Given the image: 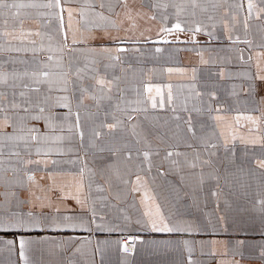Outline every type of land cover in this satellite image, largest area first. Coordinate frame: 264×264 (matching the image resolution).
<instances>
[{"label": "snow or ice", "instance_id": "snow-or-ice-1", "mask_svg": "<svg viewBox=\"0 0 264 264\" xmlns=\"http://www.w3.org/2000/svg\"><path fill=\"white\" fill-rule=\"evenodd\" d=\"M0 21V55L32 54L0 59V264H128L134 232L168 234L150 244L177 264H200L197 248L264 260V0H0ZM149 43L197 61L162 66ZM238 174L257 192L231 218ZM157 177L166 207L146 190ZM142 189L133 218L121 205ZM229 231L261 239L195 238Z\"/></svg>", "mask_w": 264, "mask_h": 264}, {"label": "crops", "instance_id": "crops-1", "mask_svg": "<svg viewBox=\"0 0 264 264\" xmlns=\"http://www.w3.org/2000/svg\"><path fill=\"white\" fill-rule=\"evenodd\" d=\"M24 2H27V0H24ZM35 10L33 9H22L21 13H34ZM14 23L12 19H9V27ZM25 27H32V24L29 20H25ZM3 28V23L0 21V29ZM155 30L156 25L153 26V32L151 33L153 40H156L155 36ZM184 35V34H183ZM251 38L254 39L256 43L260 42V35L254 34ZM186 39V38H181ZM201 41H203V37H200ZM3 42V41H0ZM18 41H13V44H18ZM131 46V45H129ZM141 47L146 48H154V47H162L165 48L166 51L162 54V59L159 62L162 66H176V63H178L180 66H189L190 64H195L197 61V57L195 53L184 51L183 49L192 47L190 44H184V43H177V44H162V43H156V44H142ZM173 49H181V51L178 52H172L170 50ZM258 50V49H257ZM9 55L13 57L18 58H28L31 59L32 54L31 53H4L0 55V59H6ZM169 55L173 56V60H168ZM148 67H152L153 64L149 63L147 65ZM159 66V65H158ZM22 67V66H19ZM174 83H180L182 81L178 79H174ZM235 112H232L229 114V117L235 116ZM39 173L37 174L39 178ZM155 175V172L152 174ZM60 182H65L70 180V177H63L58 178ZM132 181H135V176L131 177ZM252 183V188L248 190V196L245 197V189L242 187V185L246 182ZM221 184L223 186L224 182L221 181ZM3 188H0V191H3ZM147 192L149 197H155L156 201L162 205V207H166L169 203V201L172 200V194L170 193L169 186L165 182L164 178L157 177L155 182L153 183L151 179L149 178V184L147 186ZM144 189L141 190V192L138 193H130L127 195L126 199L122 203V207L125 208L129 215H131L133 218H136L138 215H140L144 210L145 206L140 203L141 196L143 195ZM257 192V187L255 181H251L249 177H246L242 174H238L236 177V183L235 185L232 184L231 180L229 182V185L227 187H224L223 194L220 198V214L224 213L225 205L224 200L227 199L232 207L230 210H228V216L231 218L235 217H242L244 216V213L242 209L244 207H251L250 200L255 197V194ZM204 196H207V207L205 208L203 203L201 204V208L209 213H213L215 209V203L214 198L207 195V189L205 190ZM202 196V199L204 198ZM190 202V201H189ZM146 203L151 204V200L147 201ZM195 211V209H193ZM199 214V213H197ZM214 218V217H213ZM246 218V217H245ZM132 235L137 237V243L135 246V251L132 255L128 257V264H177V262L181 259V253L179 252H168L165 253L163 250H158L157 248L153 247L150 242L151 241H160V240H166L169 238L168 234L164 233H152V232H134ZM118 234H113V238H117ZM189 238V237H185ZM197 240H207V239H219V240H229V239H236V238H247L250 241L254 240L255 242H259L261 237L259 234L255 233H248L245 234L243 232H232L229 231L228 233H220L215 236H209V235H197L195 237ZM142 241V242H141ZM131 246V245H130ZM207 251V250H205ZM224 249L221 247L218 249L217 255L215 257H211L209 255H201L199 248H197V251L195 253L194 259H197L200 264H220L221 260H231L233 257L231 253L229 255L224 256L221 253H223ZM186 255V253L184 254ZM121 258V254L118 252H113L112 254V261L113 264H119V260ZM47 259V258H45ZM236 260L240 261V264H264V260L261 259L259 255V248H246L244 250L243 258H241L239 255L235 257Z\"/></svg>", "mask_w": 264, "mask_h": 264}, {"label": "rangeland", "instance_id": "rangeland-1", "mask_svg": "<svg viewBox=\"0 0 264 264\" xmlns=\"http://www.w3.org/2000/svg\"><path fill=\"white\" fill-rule=\"evenodd\" d=\"M181 38H186L183 34H181Z\"/></svg>", "mask_w": 264, "mask_h": 264}]
</instances>
